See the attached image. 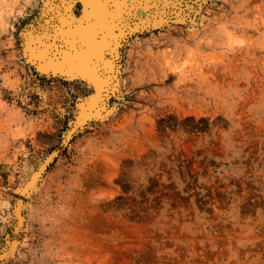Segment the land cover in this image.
Returning <instances> with one entry per match:
<instances>
[{
    "label": "rangeland",
    "instance_id": "rangeland-1",
    "mask_svg": "<svg viewBox=\"0 0 264 264\" xmlns=\"http://www.w3.org/2000/svg\"><path fill=\"white\" fill-rule=\"evenodd\" d=\"M169 1L187 16L128 37L114 112L66 141L93 89L30 61L43 0H0V264H264V0Z\"/></svg>",
    "mask_w": 264,
    "mask_h": 264
},
{
    "label": "bare ground",
    "instance_id": "bare-ground-1",
    "mask_svg": "<svg viewBox=\"0 0 264 264\" xmlns=\"http://www.w3.org/2000/svg\"><path fill=\"white\" fill-rule=\"evenodd\" d=\"M78 1L81 13L76 16L74 7ZM152 2L155 4L150 0H43L44 21L39 19L36 25L31 24L23 30L24 47L40 74H58L69 81L81 79L93 89L77 103L75 119L65 134L66 141L87 122L104 120L114 112L109 103L113 96L120 95L123 45L128 37L135 36L134 33L143 28L167 22L170 7L177 15L176 21L182 22L187 16L178 11L177 2ZM53 156H47L37 166L20 184L18 193L29 196L34 192ZM23 207V201L17 198L13 207L16 228L25 220ZM6 244V254H14L18 247L16 240H8Z\"/></svg>",
    "mask_w": 264,
    "mask_h": 264
},
{
    "label": "water",
    "instance_id": "water-1",
    "mask_svg": "<svg viewBox=\"0 0 264 264\" xmlns=\"http://www.w3.org/2000/svg\"><path fill=\"white\" fill-rule=\"evenodd\" d=\"M84 98H86V97H84Z\"/></svg>",
    "mask_w": 264,
    "mask_h": 264
}]
</instances>
